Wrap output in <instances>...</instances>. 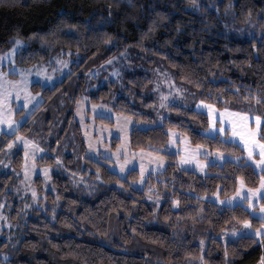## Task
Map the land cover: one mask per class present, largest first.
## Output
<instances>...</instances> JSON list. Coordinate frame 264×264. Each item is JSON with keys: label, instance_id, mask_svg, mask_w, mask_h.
<instances>
[{"label": "trees", "instance_id": "16d2710c", "mask_svg": "<svg viewBox=\"0 0 264 264\" xmlns=\"http://www.w3.org/2000/svg\"><path fill=\"white\" fill-rule=\"evenodd\" d=\"M231 19L237 26L254 23L257 33L247 36L231 31ZM17 36L27 44L16 54L21 66L48 63L68 52L80 57V64H74L73 71L54 87L33 85L44 97L35 111L40 121L24 124L19 132L34 135L52 152L37 163L55 166L56 157L62 155L70 173L92 181L102 179L94 192H87L59 168L52 174L53 193L45 191L42 177L37 176L38 192L45 193L50 203L58 200L59 209L54 214L34 210L23 226L19 245L11 249L9 259H0V264H200L203 246L207 264H260L264 245L259 241L229 240L226 259L220 235L237 224L236 217L251 219L254 227L264 221L243 207L229 208L212 200L217 192L221 199L235 194L240 176L248 187H258L257 170L226 161L209 164L206 172L200 173L184 168L180 154L166 149L168 129L173 127L186 131L192 145L207 144L214 149L220 143L196 131L210 122L192 107L201 99L223 108L216 99L223 96L231 102L232 110L248 111L242 97L249 91H264V0H196L195 6L193 0H0V54L13 47ZM128 50L144 55L138 58L150 63V73L163 63L176 83L186 89L184 99L189 104H171L159 125L132 130V149L159 151L167 160L163 171L148 174L143 188L135 186L139 170L128 172L125 179L110 170V160L88 158L74 119L85 73L108 66L109 60ZM137 71L134 68L119 82L100 87L91 99L100 102L116 96L120 111L156 124V96L148 92L151 74ZM122 83L121 93L118 89L119 93L114 92ZM197 83L201 86L196 87ZM252 110L264 115V104ZM98 120L111 123L105 118ZM11 139L13 136L1 135L0 161ZM222 148L226 154L235 151L242 155L244 151L231 144ZM12 160L17 170L22 168V150H16ZM15 180L14 173L1 175L0 193ZM8 195L13 204L11 218L19 222L20 202ZM149 195L159 196V203L148 199ZM176 199L180 200L178 206L173 203Z\"/></svg>", "mask_w": 264, "mask_h": 264}, {"label": "rangeland", "instance_id": "374dc122", "mask_svg": "<svg viewBox=\"0 0 264 264\" xmlns=\"http://www.w3.org/2000/svg\"><path fill=\"white\" fill-rule=\"evenodd\" d=\"M229 28L233 32H237L239 35H247V36H253L255 33H257V30L255 29L254 23H249L248 25L245 26H237V24L231 19L229 22ZM21 50V49H20ZM18 50L17 53L20 51ZM16 53V54H17ZM144 56L143 54L139 52H133L132 50H128L125 53H123L121 56L115 57L116 59H112V63L109 64L108 66L106 65L104 68L99 67L95 68L93 71L90 73H85V84L81 90V96L78 100L84 101V107L81 108L80 112H77V107H78V102L76 103L75 109H74V119L76 121V124L79 126L82 134L83 141L86 146V156L91 159H105L104 157V152L105 151H111L115 152L120 145L124 142V133L120 132L119 129H117L116 124L117 121L115 119L116 114L121 113L123 115H129L125 112L120 111L117 108L116 104V96H112L109 100L107 101H100V102H94L91 99V96L102 86H109L111 81H116L119 82L122 80L124 74L128 73L129 71H133L134 68L138 69L139 72H148L150 73V68H149V62L145 61L141 58ZM16 58V55H15ZM78 56H72L70 52H68L65 55H59L55 56L50 60L48 63H43V64H34L32 66H21L16 62L11 64L8 62L7 56L4 57V67L3 71L9 73V79L11 80H19L20 77L19 75L15 73H11L9 71L10 68L18 66L19 68H23L25 70L31 69L33 72V76L30 77V79L33 81L30 86L29 90L33 94L34 99L32 100L31 104H28L26 101H24V93H20L19 99L15 98V94H13L12 97L9 98V105L14 112L15 116L14 118L17 121H21L22 118H26V122H23L21 124V127L28 123L29 125L35 120V121H40V118L37 119V116H35V111L40 107V105L44 102V97L41 92L35 91L33 89V85L36 83V81H41L40 83L43 87H50L48 85H51L55 83V85L59 82H61L66 75L71 73L74 68V64H80V59ZM146 58V57H145ZM58 60H64L69 62L68 67L63 68V71L61 72L59 69L62 68L61 65L57 63ZM147 65V66H146ZM44 68H47L48 72L50 75H52L51 80H46L45 77L43 76H36L35 73L37 71H40ZM53 69H57L55 73H53ZM137 71V72H138ZM154 73L151 74V86L148 92L156 96V111H157V116L159 118L156 124H151L147 123L144 121L136 120L133 117L132 123L129 125V131H128V136H129V141H130V135L133 129H147L149 127L159 125L161 122L160 117H166L169 111V106L171 104L175 105H185L188 106L189 104L187 103L186 99H181L179 95H176L177 103H172V97L169 98V103L165 108H160V97L162 95H167L170 91L169 84L165 83V80H168L169 83H171L173 80L175 81L174 77L172 76L171 72L166 68V66L163 63H158L155 65L154 70L152 71ZM134 73V72H133ZM78 76V82L80 80L81 71L77 72ZM157 84H159V88H157ZM118 87H116L114 92L121 93V89H123L125 86L122 83V85L118 84ZM7 87V85H6ZM181 88L182 90H186L179 84L175 83L172 84L171 90L174 92L175 88ZM118 89V91H117ZM186 93V91H185ZM39 94V95H36ZM116 95V94H115ZM87 97V100H84V98ZM42 102L37 104L38 100H41ZM106 104L108 105L111 109H114L111 117L109 116H101V115H96L95 121H93L92 116L93 113L91 111V104ZM198 104V103H197ZM100 109H97V112H99ZM31 112V115H28V113ZM4 113L5 115L9 114V109L8 106H5L4 108ZM98 118H105L111 123H103L98 120ZM44 126L47 125V122L45 121ZM20 127V128H21ZM54 127V126H53ZM227 130V129H226ZM90 134L93 142L99 141L98 147L100 148V152H93V150H90L88 148V143H89V136L85 135V132ZM7 134L8 136H13V139L11 141L16 140L17 136L23 135L29 140H34L37 144L40 145V147L43 149V152H38L35 155V168L31 167L32 163V152L29 150V158H28V164H29V172L28 174L25 173L24 170V165H25V146L22 142H17L14 144L13 148L9 151L8 148L6 147L4 152H3V157L0 161V176L3 174L7 173H14L15 174V183L11 185L5 193H0V259L6 261L7 259L10 258L11 256V249L15 248L19 245L22 237H23V226L26 223L28 217L33 213L34 210L36 209H41L43 212H48L52 211V214L54 212L58 211L59 209V201H55L54 203H50L47 200V197L44 194H40L38 192L37 186L35 179L37 176L42 177L43 181V187L46 192H53L55 193L56 190L53 187L52 183V174L54 170H59L65 172V174H68L71 179L73 184L79 188L83 189L84 191L87 192H94L96 189V185L101 182V179L99 178L96 181H92L88 177H83L80 174L76 173H70L68 168L66 169V166L63 161L62 155L60 156V160L63 161V164H56L55 166L51 165H44L41 166L37 163V160L42 157L45 154H52V152L49 150V148H46L39 140H37L34 135H24L20 133L19 131L15 133L14 135H9V130L7 129L6 125L3 126V128H0V137L2 134ZM10 141V142H11ZM50 137L48 139V142H50ZM177 144L180 146L181 149H183V142L181 140L177 141ZM105 146H108L107 148ZM175 148L174 145H171L170 143L168 144L167 151L173 152V149ZM16 150H22L23 152V166L20 169H16L12 156L16 152ZM146 152H152L149 150H145ZM140 150H134L131 147V143H129V148L125 149V154L121 156V160L131 158L132 163L128 165L129 168L132 169H140V162H141V157L139 155ZM176 153H179L180 156L183 154L182 151H177ZM226 154V153H225ZM227 155V154H226ZM203 160V158H200ZM209 161L211 158H208ZM144 163V183L141 184L139 181L135 183V186L138 188H143L147 179L148 174L150 173H158L161 172L165 169L167 165V160L163 162L159 167L155 163L149 160L147 156L144 157L143 159ZM182 166L186 168H196L199 170V167L195 165L194 163L190 164H183ZM50 168L49 175L51 176V179H48L44 175V168ZM110 167L114 172H117L119 175L124 177V174H120L118 172V165L115 164L114 161L110 160ZM140 172V170H139ZM128 173V172H127ZM35 189L36 196L34 197L32 194V190ZM8 194H11L17 201L20 202V212H19V222H15L11 218V213L13 209V204L11 202V198ZM234 195V194H233ZM232 195V196H233ZM46 197V199H44ZM231 197V196H230ZM228 198V197H227ZM227 198H222V199H227ZM221 198H218L217 196H213L212 200L217 201L220 204ZM222 205V204H220ZM224 206V205H222ZM184 235V234H183ZM186 235V234H185ZM220 238L224 241L227 239L226 237L223 236V233L220 235ZM232 240V239H228ZM205 247L203 246V250Z\"/></svg>", "mask_w": 264, "mask_h": 264}, {"label": "snow or ice", "instance_id": "6c2138e0", "mask_svg": "<svg viewBox=\"0 0 264 264\" xmlns=\"http://www.w3.org/2000/svg\"><path fill=\"white\" fill-rule=\"evenodd\" d=\"M193 4L195 6L196 0H193ZM249 16H251V12L249 11ZM109 42H111L109 40ZM27 47V44L24 39L19 36L13 38V47L9 49L6 53L0 54V128L6 125L9 130V135H14L17 133L21 127L23 122H26V118H22L21 121H17L14 116V112L12 111L9 105V98L15 94V98L19 99L20 93H24V101L28 104L32 103L34 99L33 94L29 90L30 84L33 82L30 77L33 76V72L31 69L25 70L23 68H19L18 66L12 67L9 69L11 73H15L19 75V80H11L9 79V73L3 71L4 67V57L7 56L8 62L11 64L15 63V55L18 50ZM116 59V58H114ZM57 63L62 66L59 69L61 72L63 68L68 67L67 61L58 60ZM107 63L111 64L112 61L109 60ZM57 69H53V73H55ZM36 76H43L46 80H51L52 75L49 74L47 68H44L35 73ZM187 79V77H185ZM41 81H36V83H40ZM166 84H169L170 91L167 95H162L160 97V108H165L169 103V98L172 97L171 102L177 103L176 95L178 94L181 99H183L186 90H182L181 88H175L174 92L171 90L172 84L175 83L173 80L169 83L168 80H165ZM7 85V87H6ZM50 87H54L55 83L48 85ZM199 83L196 84V87H200ZM157 88H159V84H157ZM237 93L239 89H236ZM39 95V94H36ZM209 96H212V92H208ZM88 98L85 97L84 100ZM217 102L224 105L223 108H218L217 103H210L204 99H201L198 104H194L192 107L195 111L203 113L205 116L210 117V122L207 128H197L196 131L199 132L201 136L207 137L211 140H219L215 148L211 147L207 144H196L192 145L191 137L186 131L179 130L178 127H173L168 129V135L170 136L169 143L174 145L173 154L177 151H182V155L180 156V164H190L194 163L199 167L201 172H205V170L209 167V164L216 165L220 162L233 161L237 163H242L244 167H253L257 170L260 180L258 187H248L246 180L243 176L238 177L239 188L236 193L228 197L227 199L220 200V204L225 207H243L246 211L250 212L252 216H254L259 221H264V201L260 199L262 195H264V139L260 138L264 136V131H262V125H264V115L256 114L252 109L254 106H259L264 104V91L257 90L256 92L249 91L247 95L242 97L243 102L249 106L248 111H233L229 106L231 102L228 98L219 96L216 97ZM42 102L41 100L37 101V104ZM8 106L9 114L5 115L4 108ZM183 106V105H182ZM84 107V101L78 102L77 112H80L81 108ZM91 111L93 113L92 119L95 121L96 115L101 116H109L111 117L114 109H111L106 104H91ZM97 109H100L97 112ZM31 115V112L28 113ZM115 119L117 121L116 127L120 132L124 133V142L120 145V147L115 151H105L104 157L105 159L112 160L118 165V172L120 174H124V178L127 179V172L132 171V168H129L128 165L132 163L131 158H127L121 160V156L125 154V149L129 148V125L133 121V117L131 115H123L121 113L116 114ZM161 120L164 117H160ZM219 121V122H218ZM255 125L253 127L252 125ZM227 128V131H226ZM85 135L89 136L88 148L93 150V152H100V148L97 146L99 141L93 142L91 136L87 131ZM181 140L183 142V149L177 144V141ZM17 142H22L25 146V165L24 170L25 173L29 172V150L32 152V163L31 167L35 168V155L38 152H43V149L37 144L34 140H29L23 135L17 136L16 140H13L7 144V148L10 151L14 144ZM236 145L243 149L242 155H237L235 151L228 152L227 155L222 148V145ZM106 148L108 146H105ZM160 151H163L161 149ZM141 157L140 162V181L139 183H144V163L143 159L145 156L149 158L150 161L155 163L157 167H159L165 161L166 157L161 155L159 151L157 152H146L144 149H141L139 152ZM201 155L204 159H200ZM257 156L259 159H257ZM208 158H211L209 161ZM57 163L62 165L63 161L60 160V157H56ZM50 168H44V175L51 179L49 175ZM110 170H112L110 168ZM97 175H100L99 169H97ZM102 179V177H100ZM153 189H149L151 193ZM158 191V189L156 190ZM32 194L35 197L36 192L35 189L32 190ZM216 196L219 197V192L216 193ZM200 199V197H197ZM46 199V197H44ZM59 199V196H57ZM148 199L153 200L154 203L158 204L160 201L159 196L149 195ZM247 202V203H245ZM175 205L180 204V200L176 199L173 201ZM203 211V209H201ZM195 219V217H193ZM236 225H230L229 228L223 230V236L227 239L224 240V256L227 259L230 255L228 251V239H232L233 242H237L244 238H250L259 241L260 244L264 245V223H261L259 227H254L251 219H240L236 217ZM203 246V241L200 242ZM200 264H207L203 256V247H201V255L199 257ZM260 264H264V257L261 258Z\"/></svg>", "mask_w": 264, "mask_h": 264}, {"label": "crops", "instance_id": "0c3cea01", "mask_svg": "<svg viewBox=\"0 0 264 264\" xmlns=\"http://www.w3.org/2000/svg\"><path fill=\"white\" fill-rule=\"evenodd\" d=\"M199 103V102H198ZM234 111V110H233ZM210 118V117H209ZM219 122V121H218ZM253 127H255V125L253 124L252 125ZM227 129V128H226ZM200 158H203L204 159V157L201 155V157ZM257 159H259V157L257 156ZM220 163H223V162H220ZM184 167V166H183ZM184 168H186V167H184ZM187 169H193V170H196V171H198V172H200V173H205L206 172V170H205V172H201L200 170H198V169H196V168H187ZM239 188V187H238ZM262 198H264V195H262L261 197H260V199H262ZM245 203H247V202H245Z\"/></svg>", "mask_w": 264, "mask_h": 264}]
</instances>
